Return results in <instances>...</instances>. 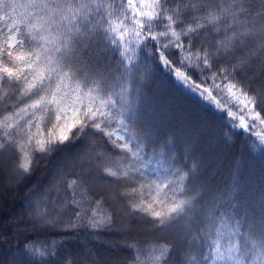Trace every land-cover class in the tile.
I'll return each mask as SVG.
<instances>
[{
  "label": "snow or ice",
  "instance_id": "1",
  "mask_svg": "<svg viewBox=\"0 0 264 264\" xmlns=\"http://www.w3.org/2000/svg\"><path fill=\"white\" fill-rule=\"evenodd\" d=\"M146 73L198 107L210 150L264 158V0H0V170L18 188L87 140L7 225L31 231L0 227L23 237L0 264H54L82 229L119 232L127 264H264V201L132 118Z\"/></svg>",
  "mask_w": 264,
  "mask_h": 264
},
{
  "label": "trees",
  "instance_id": "2",
  "mask_svg": "<svg viewBox=\"0 0 264 264\" xmlns=\"http://www.w3.org/2000/svg\"><path fill=\"white\" fill-rule=\"evenodd\" d=\"M198 112L199 109L192 100L168 89L167 85H161L150 73H146L141 81V95L134 101L132 118L139 121L147 130L163 137H175L181 144L188 136L192 137L194 144L199 140L197 155H203L204 159L211 163V170L216 173L214 182L223 184L229 180L230 173H235L241 179L248 200L259 210V205L264 201V158L258 153L252 154L247 144L241 142V138H235L232 146H221L214 151L210 150L207 145V136L201 128L196 126ZM86 145L87 140L81 141L71 150V155L66 161L58 159L59 154H57L56 157L51 158L50 162H41L30 178L18 188L12 187L14 196H8L0 208V227L9 233L30 232V228L23 226L27 223L26 219L18 229L7 227V225L12 224L15 218L26 217L30 202L42 199L49 192L56 166L66 163L70 169L75 154ZM70 175L73 174L70 173ZM0 178L9 182L7 169L0 170ZM100 191L101 189L98 188V195ZM146 227L135 229L142 233L141 239L152 238L143 235ZM124 239L119 232L115 231L92 235L91 230L82 229L78 236H68V242L61 249V255L56 257L54 264H62L65 255L75 259L78 264H127L131 252L123 246ZM22 241L23 237L19 240L7 241L0 246V256L10 258V254L4 250L11 245L12 251H15V246Z\"/></svg>",
  "mask_w": 264,
  "mask_h": 264
},
{
  "label": "rangeland",
  "instance_id": "3",
  "mask_svg": "<svg viewBox=\"0 0 264 264\" xmlns=\"http://www.w3.org/2000/svg\"><path fill=\"white\" fill-rule=\"evenodd\" d=\"M13 188L10 186L9 182L5 179L0 178V208H2L3 204L8 199V196H14Z\"/></svg>",
  "mask_w": 264,
  "mask_h": 264
}]
</instances>
